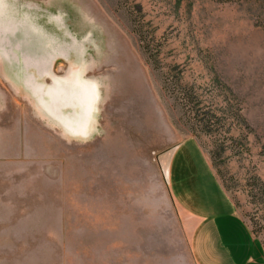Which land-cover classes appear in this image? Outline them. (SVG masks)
Returning <instances> with one entry per match:
<instances>
[{"label":"rangeland","instance_id":"1","mask_svg":"<svg viewBox=\"0 0 264 264\" xmlns=\"http://www.w3.org/2000/svg\"><path fill=\"white\" fill-rule=\"evenodd\" d=\"M30 3L71 15L77 33L93 39L90 77L101 81L102 107L87 142L59 141L32 123L30 133L44 139L29 147H39L41 158L26 172L0 159V264L182 262L178 214L163 185L174 196L181 187L205 194L209 164L264 246V0ZM0 89L16 115L19 105ZM11 117L6 128H23H13ZM136 164L147 224L138 253L121 247L119 198L103 199L134 181Z\"/></svg>","mask_w":264,"mask_h":264},{"label":"crops","instance_id":"2","mask_svg":"<svg viewBox=\"0 0 264 264\" xmlns=\"http://www.w3.org/2000/svg\"><path fill=\"white\" fill-rule=\"evenodd\" d=\"M47 13L56 16L30 0H0V83L19 105L16 115L11 113L12 127L23 126L17 130L5 127L11 114L7 95L0 89V159L12 160L21 172L27 171L31 160L41 158L39 147H29L31 141L44 139L37 132L30 133L32 123L52 131L59 141L87 142L96 134L102 107L101 81L90 77L96 66L93 39L77 33L71 15L48 19ZM209 168L213 182L205 194L181 187L174 196L163 185L168 206L177 211L176 236L184 247V261L174 264H264L261 241L236 212L210 164ZM130 171L134 181L119 184L113 199V191L104 192L103 199L108 197L106 204L121 206V247L138 253L147 224L142 214V184L136 180L137 164ZM91 187L95 201L99 187ZM107 225L111 218H105L103 226ZM150 233L154 236L155 229Z\"/></svg>","mask_w":264,"mask_h":264},{"label":"trees","instance_id":"3","mask_svg":"<svg viewBox=\"0 0 264 264\" xmlns=\"http://www.w3.org/2000/svg\"><path fill=\"white\" fill-rule=\"evenodd\" d=\"M186 98H188V96L186 95V92H184V93L182 94V100L185 101ZM201 122H206V123H207V120L205 121V118L202 117ZM262 245H263V244H262ZM263 247H264V246H263Z\"/></svg>","mask_w":264,"mask_h":264}]
</instances>
